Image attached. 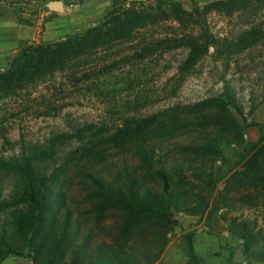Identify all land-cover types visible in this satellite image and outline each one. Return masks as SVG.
I'll list each match as a JSON object with an SVG mask.
<instances>
[{
  "label": "trees",
  "instance_id": "trees-1",
  "mask_svg": "<svg viewBox=\"0 0 264 264\" xmlns=\"http://www.w3.org/2000/svg\"><path fill=\"white\" fill-rule=\"evenodd\" d=\"M153 2L111 0V9L96 26L60 41L23 45L10 59L8 69L0 73V93L8 95L52 75L68 61L127 38L163 17L193 26L183 37L187 52L177 66L182 77L210 48L228 53L231 46L249 45V33L246 41L242 36L237 44L216 38L209 30L208 15L229 16L255 2L264 4V0H213L202 6L194 3L187 11L179 1ZM157 10L159 15L154 17ZM247 126L258 128L260 137L242 147L235 163L242 170L230 173L233 167L227 166L224 147L243 146ZM181 136H186L185 141H171ZM71 142L74 147L56 166L59 148ZM109 151L123 159L105 167ZM216 162L222 165L215 167ZM0 168L16 180L15 193L0 201V263L15 255L29 258L32 264H154L168 244L166 237L178 225L177 215L205 216L206 227L219 210L217 203L225 202L229 195H239L237 202L250 206L264 195V127L246 125L234 91L224 83L217 96L183 108L129 117L110 129L86 124L72 133L55 134L29 153L0 160ZM69 168L88 183V212L95 221L117 216L112 246L91 250L86 241L77 243L78 228L66 206V193L58 187L61 174ZM244 186L256 195H242ZM220 218L228 237L240 243L246 264H264V233L257 221ZM188 262L201 264L191 244Z\"/></svg>",
  "mask_w": 264,
  "mask_h": 264
},
{
  "label": "rangeland",
  "instance_id": "rangeland-1",
  "mask_svg": "<svg viewBox=\"0 0 264 264\" xmlns=\"http://www.w3.org/2000/svg\"><path fill=\"white\" fill-rule=\"evenodd\" d=\"M50 1L0 0V19L18 16L17 23L21 25L19 31L0 33V73L8 69L10 59L23 45L60 41L94 27L104 20L112 7L111 0ZM136 1L148 3V0ZM156 1L151 4L155 5ZM173 1L181 2L184 9L190 11L194 3L202 6L213 0ZM56 4L60 6L54 8ZM158 13L159 10L155 11L154 17H158ZM207 24L216 38L234 44L239 43L242 36L246 41L249 33V45L246 47L245 42L238 47L231 46L228 53L210 48L189 73L179 77L177 66L187 52L183 37L193 26L157 18L127 38L68 61L52 75L8 95L0 93V160L29 153L45 145L53 135L72 133L86 124L110 129L129 117L146 116L176 106L183 108L217 96L224 83L234 91L244 111L246 125L256 123L264 127V4L255 2L229 16L211 13L207 16ZM241 47L243 49L237 52ZM232 113L241 120L233 110ZM259 137L258 128L247 126L243 146L224 147L229 160L227 166L233 167L230 173L242 170L241 165H235L238 153L246 144L257 142ZM185 138L181 136L171 141H185ZM74 145L71 142L59 148L57 164ZM122 159L116 151H109L104 166H113ZM221 165L216 162L214 166ZM224 184L219 185L220 190ZM87 185L71 168L61 174L58 183L66 193L73 226L79 231L77 243L86 241L91 250L112 246L118 218L110 214L102 222L95 221L88 212ZM15 191L16 180L0 168V201L9 199ZM248 192L256 195L251 188H241L242 195ZM238 196L232 194L225 202L217 203L219 210L206 227L205 216L202 219L177 215L178 225L166 237L168 244L154 264H189V244L193 245L201 264H246L240 243L226 238V224L220 216L255 219L264 233V195L251 206L245 201L237 202ZM0 264L32 262L27 257L12 255Z\"/></svg>",
  "mask_w": 264,
  "mask_h": 264
},
{
  "label": "crops",
  "instance_id": "crops-1",
  "mask_svg": "<svg viewBox=\"0 0 264 264\" xmlns=\"http://www.w3.org/2000/svg\"><path fill=\"white\" fill-rule=\"evenodd\" d=\"M132 1H136V0H132ZM49 2H51V1L49 0ZM17 17L18 16H16V18L13 17V19H4V18H1L0 19V33H10V32L17 31V30L19 31L20 28H21V25H19L17 23L18 22L17 21ZM182 216H185V215H182ZM191 218H193V217H191ZM227 237L228 236H226V238ZM226 238H225V240H226Z\"/></svg>",
  "mask_w": 264,
  "mask_h": 264
},
{
  "label": "water",
  "instance_id": "water-1",
  "mask_svg": "<svg viewBox=\"0 0 264 264\" xmlns=\"http://www.w3.org/2000/svg\"><path fill=\"white\" fill-rule=\"evenodd\" d=\"M59 6H60V4H56V5L54 6V8H55V7L57 8V7H59Z\"/></svg>",
  "mask_w": 264,
  "mask_h": 264
}]
</instances>
